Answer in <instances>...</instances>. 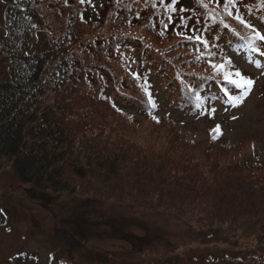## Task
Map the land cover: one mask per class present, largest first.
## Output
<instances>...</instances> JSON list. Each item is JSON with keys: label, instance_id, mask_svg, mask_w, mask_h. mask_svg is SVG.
<instances>
[{"label": "trees", "instance_id": "trees-1", "mask_svg": "<svg viewBox=\"0 0 264 264\" xmlns=\"http://www.w3.org/2000/svg\"><path fill=\"white\" fill-rule=\"evenodd\" d=\"M41 3L42 0H8L0 18V60L5 63L4 73L8 74L7 78H0V155L16 170L19 179L42 193L53 191L102 198H120L123 189L119 185L127 180L145 189L141 196L126 198L136 206L172 211L202 228L225 226L228 232L242 237L264 235V159L235 161L237 151L232 141L224 138V147L217 152L221 163L206 160L208 169L201 172L186 154L175 151L181 147L177 141L153 152L103 124L105 117L89 109L90 100L95 98L83 95L76 84L82 78L90 82L87 71L92 70H77L80 58L73 51L74 54H69L78 40L73 38L75 31L67 28L62 31L61 37L66 35L68 40L63 49L62 38L53 41L52 46L48 43L41 50L32 49L34 36L43 25ZM189 4L180 6L183 7L180 15L186 21L172 14L169 18L172 28L177 26L180 40L190 43L187 51L197 54L192 44L200 48L209 37L218 47L206 57L209 62L205 59L197 69L187 59L184 67L179 66L186 67V71L175 68L165 55L169 60L164 56L161 60L167 66L162 64L158 67L161 72H155L148 51L159 52L138 33L116 32L115 39L111 42L108 38L104 45L128 53L127 58L145 65L143 70L150 72V76L152 66L154 74L168 70L171 82L167 83L173 88L171 94L167 92L168 103L192 116L206 113L207 105L216 99L234 103L246 92L228 83L223 75L232 72V53L241 51L247 57L257 53L253 46L264 51V41L253 34L255 30L264 35V0H234L229 6L232 16L220 0L203 9L193 4L192 14L197 16L190 18L186 14ZM117 6L115 1L114 13ZM236 14L251 28L241 25L235 19ZM140 15L150 19L146 11H136V16ZM74 18L81 22L80 14ZM131 22L137 24L134 18ZM194 36L201 40L188 38ZM216 54L223 57L216 59ZM212 64H223L224 68L218 71ZM97 73L105 75L100 70ZM121 88L112 89L110 96L116 108L123 111L122 105H129L143 116L155 117L154 124L160 123L162 115L155 114L158 110L155 99L140 98ZM98 91L96 98L100 97ZM128 110H124L125 117L133 114ZM173 123L177 121L173 119ZM218 134L219 130L211 131L208 144L218 142ZM23 254L12 255V262L21 264ZM249 261L264 264V257H252Z\"/></svg>", "mask_w": 264, "mask_h": 264}, {"label": "rangeland", "instance_id": "rangeland-1", "mask_svg": "<svg viewBox=\"0 0 264 264\" xmlns=\"http://www.w3.org/2000/svg\"><path fill=\"white\" fill-rule=\"evenodd\" d=\"M7 1L0 0V18ZM115 1L119 6L117 13L112 8ZM212 1L42 0L43 25L34 36L32 49L52 46L60 38L65 42L63 49L68 40L66 35L61 37L62 31L74 30L73 38L78 40L69 54H78L77 70H92L87 71L90 82L86 78L76 82L83 95L95 98L86 100L91 102L90 112L95 110L104 116L103 124L141 148L155 152L177 141L181 147L175 151L186 154L196 169L206 172V160L221 163L217 152L224 147L225 138L232 141L237 151L235 161L261 160L264 159V56L254 52L247 57L241 51L232 53L231 71L239 70L243 77L253 81L252 85L234 103L216 99L207 105L206 113L189 116L168 103L167 92H173L167 83L170 81L168 70L154 74L152 66L150 76V72L143 70L145 65L127 58L128 53L104 45L108 38L111 42L115 39L116 32L138 33L159 52L148 51L155 72H161L158 67L162 64L167 66L161 60L165 55L175 68L186 71V67L179 66L184 67L187 59L197 69L211 51L217 50V44L209 37L200 48L192 44L197 54L189 53L190 43L180 40L177 26L172 28L169 18L172 14L183 19L180 6L188 2L186 14L193 18L197 16L192 14L193 4L203 9ZM133 8L146 11L152 22L146 16L137 17ZM78 14L81 22L74 18ZM132 18L137 24L132 25ZM222 57L216 54V59ZM4 64L0 60V78L8 77ZM99 70L105 75L98 74ZM121 86L128 94L155 99L158 104L155 114L162 115L160 123L154 124L153 116H143L129 105H122L133 113L125 117L126 109L116 108L110 99L112 89H122ZM97 90L99 98L95 97ZM217 125L219 141L208 144L209 133ZM140 185L121 181L119 189H123V199L42 193L23 183L16 170L0 155V264H14L11 258L18 252H24L21 264H250L252 257H264V235L242 237L228 232L225 226L202 228L172 211L134 205L126 198L141 196L144 187Z\"/></svg>", "mask_w": 264, "mask_h": 264}, {"label": "snow or ice", "instance_id": "snow-or-ice-1", "mask_svg": "<svg viewBox=\"0 0 264 264\" xmlns=\"http://www.w3.org/2000/svg\"><path fill=\"white\" fill-rule=\"evenodd\" d=\"M81 2H85V0H81ZM213 2L219 3L220 0H213ZM234 3V0H223V7L224 10L227 12L229 16H232L234 13L232 11H229V6ZM235 19L243 25L245 28H251L250 25H248L245 20H243L238 14L235 15ZM167 27V25H165ZM179 34V33H178ZM253 34L261 41H264V35H262L260 32L253 30ZM189 39H196V40H201V37L199 36H194V37H188ZM253 51L259 53L260 55L264 56V51H261V48L253 46ZM212 67L218 71H222L224 68L223 64H212ZM223 78L228 81V83L234 85L237 88H243L247 90L249 86L252 85L253 81L251 79H247L242 76L239 70H236L234 73L232 72H225L223 75ZM154 119H156L154 117ZM235 119V117H233ZM157 122H159L157 120ZM219 130V125H217V128L214 129L213 131H218ZM216 136H213V139H215Z\"/></svg>", "mask_w": 264, "mask_h": 264}]
</instances>
